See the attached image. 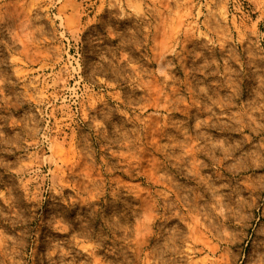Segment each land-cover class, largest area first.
<instances>
[{
    "label": "rangeland",
    "instance_id": "374dc122",
    "mask_svg": "<svg viewBox=\"0 0 264 264\" xmlns=\"http://www.w3.org/2000/svg\"><path fill=\"white\" fill-rule=\"evenodd\" d=\"M0 264H264V0H0Z\"/></svg>",
    "mask_w": 264,
    "mask_h": 264
}]
</instances>
